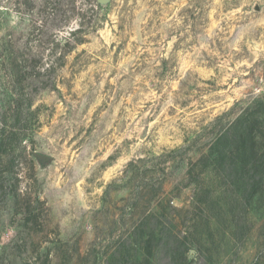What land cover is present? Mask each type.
I'll use <instances>...</instances> for the list:
<instances>
[{"label":"rangeland","instance_id":"obj_1","mask_svg":"<svg viewBox=\"0 0 264 264\" xmlns=\"http://www.w3.org/2000/svg\"><path fill=\"white\" fill-rule=\"evenodd\" d=\"M262 102L264 0H0V264H264Z\"/></svg>","mask_w":264,"mask_h":264},{"label":"trees","instance_id":"obj_2","mask_svg":"<svg viewBox=\"0 0 264 264\" xmlns=\"http://www.w3.org/2000/svg\"><path fill=\"white\" fill-rule=\"evenodd\" d=\"M256 104L257 107H252L253 110L256 108L252 115L245 108V114L239 119L236 127H234L238 133L237 136H234L233 140L228 139L227 135L222 137L218 141L220 149L214 154L215 156H226V154L232 155L234 153V155L243 156L244 164L249 158H253L254 162L244 168L246 171L251 172L253 176L258 175L264 170V117L256 116L258 111H264V102ZM230 141H233L235 145L234 150L222 152V147L224 148V145Z\"/></svg>","mask_w":264,"mask_h":264}]
</instances>
